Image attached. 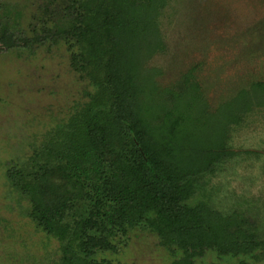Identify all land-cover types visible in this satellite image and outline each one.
I'll return each mask as SVG.
<instances>
[{
  "label": "rangeland",
  "instance_id": "rangeland-1",
  "mask_svg": "<svg viewBox=\"0 0 264 264\" xmlns=\"http://www.w3.org/2000/svg\"><path fill=\"white\" fill-rule=\"evenodd\" d=\"M71 3L0 0V21L7 23L11 35L0 40V264H60L64 243L36 226L19 187L41 173L49 143L69 138L74 131L70 119L81 112L94 89L85 72L71 66L79 50L75 41L53 35L54 24L61 29L72 22L55 16ZM152 20L155 31L148 39L123 35L128 40L132 36L138 52L132 74L145 104L139 105L144 124L152 130L174 124L186 150L202 139L206 126L222 119L224 104L248 92L240 106L249 104L250 109H243L241 122L227 134L226 147L235 155L199 177L185 205L205 204L223 215L241 212L250 218L256 242L262 245L248 254L206 250L187 259L176 247L163 246L143 222L125 234L110 230L102 235L113 249L97 252L95 261L264 264V90L251 91L254 84L264 83V0H164ZM128 43L116 49L117 60L130 58ZM101 77L106 81V75ZM105 86L109 88L107 81ZM47 184L49 202L60 197L71 206L67 220L88 216L97 196L94 189L78 191L54 179ZM145 218L151 222L155 213Z\"/></svg>",
  "mask_w": 264,
  "mask_h": 264
},
{
  "label": "trees",
  "instance_id": "trees-1",
  "mask_svg": "<svg viewBox=\"0 0 264 264\" xmlns=\"http://www.w3.org/2000/svg\"><path fill=\"white\" fill-rule=\"evenodd\" d=\"M70 1L55 16L72 22L61 29L54 24L53 35L75 41L79 50L71 66L75 72H85L94 89L81 112L70 119L74 131L69 138L49 143L41 173L21 181L19 187L32 207L36 226L64 243L60 264H107L94 258L99 251L113 249L102 235L110 230L125 234L143 222L163 246L176 247L187 259L206 250L248 254L253 246L262 245L256 242L250 218L241 212L223 215L205 204L185 205L195 194L199 177L212 173L218 161L235 155L226 147L227 134L241 122L243 109L248 113L249 104L240 106L248 92L224 104L222 119L206 126L202 139L183 150L174 124L152 130L141 120L139 105L145 104L132 74L136 70L132 60L138 53L132 36L148 39L155 31L153 14L164 0ZM126 33L132 34L129 40L123 36ZM10 36L7 23L0 21V40ZM127 41L130 58L119 61L116 49ZM107 45L112 49L106 50ZM108 53L110 59L105 60ZM262 90L264 83L251 89ZM51 179L78 191L95 190L97 196L86 218L67 220L71 206L60 197L49 202L47 181ZM149 212L155 213L151 222L145 218ZM187 259L173 264H189Z\"/></svg>",
  "mask_w": 264,
  "mask_h": 264
}]
</instances>
